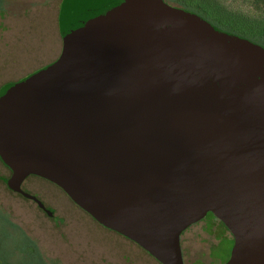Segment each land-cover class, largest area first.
<instances>
[{
  "label": "water",
  "instance_id": "95a60500",
  "mask_svg": "<svg viewBox=\"0 0 264 264\" xmlns=\"http://www.w3.org/2000/svg\"><path fill=\"white\" fill-rule=\"evenodd\" d=\"M58 26L59 58L1 111L7 167L159 264L208 213L225 264H264V47L163 0H63Z\"/></svg>",
  "mask_w": 264,
  "mask_h": 264
},
{
  "label": "rangeland",
  "instance_id": "374dc122",
  "mask_svg": "<svg viewBox=\"0 0 264 264\" xmlns=\"http://www.w3.org/2000/svg\"><path fill=\"white\" fill-rule=\"evenodd\" d=\"M163 1L196 12L227 33L264 47V29L251 26L264 22V0ZM4 2L0 84L17 80L37 65L38 57L30 49L36 46L38 33L45 47L48 32L57 33V0ZM9 175V168L0 161V250L9 264H159L130 240L100 226L60 189L29 177L22 190L52 211L54 217H48L34 202L5 186L2 180ZM231 239L211 216L190 226L180 239L184 264H223L226 254L218 249L223 240L228 245ZM30 252L35 256L30 257Z\"/></svg>",
  "mask_w": 264,
  "mask_h": 264
},
{
  "label": "flooded vegetation",
  "instance_id": "af4514ba",
  "mask_svg": "<svg viewBox=\"0 0 264 264\" xmlns=\"http://www.w3.org/2000/svg\"><path fill=\"white\" fill-rule=\"evenodd\" d=\"M62 1L63 0H57V18H56V29H57V33L55 34L54 33V36H52V31H51V27L50 29H48L49 31L51 32H48L49 33V45L48 47H45V44L42 43V37L43 35H41L42 33H38L37 34V37H36V46L34 48H31L30 49V53L33 54L32 56H37L38 57V60L36 61L37 65H35L29 72H27L26 74H24L23 76H21L20 78H18L17 80H12V81H7V82H4L2 84H0V89L8 84V83H13V82H17L23 78H25L26 76H29L30 74H33L43 68H46L48 66H50L51 64H53L60 56L61 54V51H62V37H61V34H60V31H59V26H58V15H59V11H60V7H61V4H62ZM4 0H0V14L4 11ZM50 4V3H49ZM48 4V5H49ZM51 6V5H50ZM46 31V30H45ZM54 43V44H53ZM53 44V45H52ZM52 45V46H51ZM30 55V54H29ZM42 59H44L42 62H40ZM11 174V173H10ZM10 176V175H9ZM29 177H32V178H36L40 181H43V182H46L48 184H51L53 185L54 187L58 188L56 185H54L53 183L41 178V177H38V176H35V175H30L28 176L21 184L20 186V189L22 192L26 193L25 191L22 190V185L23 183L29 178ZM60 189V188H58ZM61 190V189H60ZM62 191V190H61ZM15 193V192H14ZM20 196H22L23 198L25 199H28V200H31L32 202H34L48 217H54V214L52 213L51 210L47 209V207H45V205L42 203L43 205V208H41L37 201H39L37 198H35L34 196L30 195L31 197L35 198L36 200L32 199V198H27L25 196H23L21 193H16ZM71 201V200H70ZM40 202V201H39ZM73 203V202H72ZM75 205V204H74ZM77 206V205H76ZM78 207V206H77ZM79 208V207H78ZM80 209V208H79ZM83 211V210H82ZM84 212V211H83ZM85 213V212H84ZM87 214V213H86ZM88 215V214H87ZM89 216V215H88ZM90 217V216H89ZM209 217V215L207 214L203 219H201L200 221L204 220V219H207ZM93 219V218H92ZM95 221V220H94ZM198 221V222H200ZM197 222V223H198ZM98 223V222H97ZM99 224V223H98ZM196 224V223H195ZM100 225V224H99ZM194 225V224H193ZM102 226V225H100ZM104 229H107L105 228L104 226H102ZM107 231H112V230H109L107 229ZM113 233H116L114 231H112ZM117 234V233H116ZM119 235V234H118ZM121 236V235H120ZM182 236V235H181ZM123 237V236H122ZM125 238V237H123ZM126 239V238H125ZM181 239V237H180Z\"/></svg>",
  "mask_w": 264,
  "mask_h": 264
},
{
  "label": "trees",
  "instance_id": "16d2710c",
  "mask_svg": "<svg viewBox=\"0 0 264 264\" xmlns=\"http://www.w3.org/2000/svg\"><path fill=\"white\" fill-rule=\"evenodd\" d=\"M166 3V2H165ZM168 4V3H167ZM170 5V4H168ZM184 11H187V12H190V13H193L201 18H203L204 20H206L203 16H201L200 14H197L196 12H193V11H190L188 9H182ZM207 22H209L208 20H206ZM210 23V22H209ZM212 24V23H210ZM213 25V24H212ZM215 26V25H213ZM251 26H254V27H257V28H262L264 29V22L261 23L260 26L258 25H254V24H251ZM216 28H218L217 26H215ZM220 29L221 31H224L222 30L221 28H218ZM226 32V31H224ZM231 34V33H230ZM236 35V34H235ZM44 69V68H43ZM43 69L33 73V74H30L29 76H26L25 78L17 81V82H13V83H8L6 85H4L1 89H0V114H1V111L6 103V101L9 99V97L15 92L17 91L19 88H21L25 83H27L31 78H33L36 74H38L39 72H41ZM0 161L7 167L6 163H4L3 159H1L0 157ZM8 168V167H7ZM10 170V176L6 179H3V183L5 184V186L12 192H15V193H21L22 195L24 194V192L21 191L20 189V186L22 184V182L28 177V175H25V174H22L20 172H17V171H14L12 169H9ZM19 179V180H17ZM17 180V181H16ZM26 194V193H25ZM25 196V195H23ZM27 198H31L30 195L29 196H25ZM209 216H211L214 220H216L217 222H219V224L223 227V229L225 230V232L229 233L227 228L224 226V224L220 221H218L211 213H208ZM185 232V231H184ZM183 232V233H184ZM182 233V234H183ZM230 234V233H229ZM231 236V235H230ZM225 240H223V242L220 244V247H219V251H220V254L223 252H225L226 254V258L223 262V264H225V262L228 260L229 258V255H230V250L232 248V245H233V238L229 241L230 244L226 245ZM227 241V240H226ZM227 248V249H226ZM23 250V249H22ZM28 250L31 251V248L28 247ZM35 256L34 253H31L30 252V257H33ZM0 264H9L8 261L4 259V254L2 253V251L0 250Z\"/></svg>",
  "mask_w": 264,
  "mask_h": 264
}]
</instances>
